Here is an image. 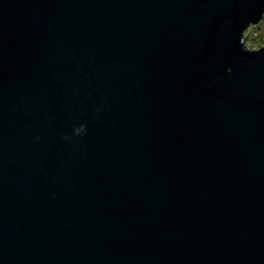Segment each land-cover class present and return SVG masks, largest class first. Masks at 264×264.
Wrapping results in <instances>:
<instances>
[{
  "label": "water",
  "instance_id": "water-1",
  "mask_svg": "<svg viewBox=\"0 0 264 264\" xmlns=\"http://www.w3.org/2000/svg\"><path fill=\"white\" fill-rule=\"evenodd\" d=\"M264 0H0V264H264Z\"/></svg>",
  "mask_w": 264,
  "mask_h": 264
},
{
  "label": "rangeland",
  "instance_id": "rangeland-1",
  "mask_svg": "<svg viewBox=\"0 0 264 264\" xmlns=\"http://www.w3.org/2000/svg\"><path fill=\"white\" fill-rule=\"evenodd\" d=\"M263 20H264V18H263ZM258 26H259V28L257 29L256 33L259 35V37H261L260 35H262V33L264 34V22L258 24ZM258 26H251L250 31H248L246 33V39L247 40L245 41V43L248 44L249 46H251L250 48H252V49L257 48L260 45L259 40L251 41V39H250L251 35L253 34L252 30ZM262 37H263L262 40H264V35Z\"/></svg>",
  "mask_w": 264,
  "mask_h": 264
},
{
  "label": "trees",
  "instance_id": "trees-1",
  "mask_svg": "<svg viewBox=\"0 0 264 264\" xmlns=\"http://www.w3.org/2000/svg\"><path fill=\"white\" fill-rule=\"evenodd\" d=\"M264 22V20H262L260 23H263ZM260 23H258V24H260ZM259 28V26L258 27H256V28H254L253 30H252V35H251V37H250V39H251V41H256V40H259L260 42V45L264 42V40H262V36L264 35L263 33H262V35H260L261 37H259V35L256 33L257 32V29ZM259 45V46H260ZM251 47V46H250Z\"/></svg>",
  "mask_w": 264,
  "mask_h": 264
},
{
  "label": "bare ground",
  "instance_id": "bare-ground-1",
  "mask_svg": "<svg viewBox=\"0 0 264 264\" xmlns=\"http://www.w3.org/2000/svg\"><path fill=\"white\" fill-rule=\"evenodd\" d=\"M246 41V40H245Z\"/></svg>",
  "mask_w": 264,
  "mask_h": 264
}]
</instances>
